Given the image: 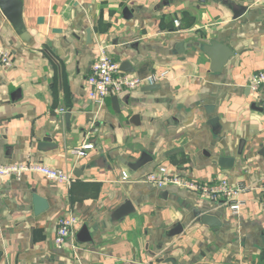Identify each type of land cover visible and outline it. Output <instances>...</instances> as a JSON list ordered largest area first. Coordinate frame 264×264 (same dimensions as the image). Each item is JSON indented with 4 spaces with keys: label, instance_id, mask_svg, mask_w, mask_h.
I'll return each mask as SVG.
<instances>
[{
    "label": "crops",
    "instance_id": "0c3cea01",
    "mask_svg": "<svg viewBox=\"0 0 264 264\" xmlns=\"http://www.w3.org/2000/svg\"><path fill=\"white\" fill-rule=\"evenodd\" d=\"M21 1L22 31L0 8L13 55L0 66V164L38 162L75 181L0 179V264H264V86L248 87L264 69V0ZM214 42L232 51L220 72L204 50ZM103 47L133 75L167 77L99 106L88 78ZM161 166L252 190L234 214L147 183ZM70 215L75 231L58 248Z\"/></svg>",
    "mask_w": 264,
    "mask_h": 264
},
{
    "label": "built area",
    "instance_id": "2783aa9c",
    "mask_svg": "<svg viewBox=\"0 0 264 264\" xmlns=\"http://www.w3.org/2000/svg\"><path fill=\"white\" fill-rule=\"evenodd\" d=\"M0 66L11 68L13 66V55L0 41ZM167 72H156L146 77H140L121 70L120 64L111 58L106 48L100 50V55L93 64L88 78L89 98L95 104L102 106L108 97L118 95L123 91H135L145 86L157 85L166 79ZM264 86V69L254 73L248 81L250 90L257 92ZM94 148L92 143L84 144L77 150L81 157ZM25 173H37L45 176L48 180L58 184L71 186L75 179L73 175L65 170L56 169L38 162L22 164H0V179L16 177L20 178ZM145 181L159 189L167 187H179L191 192L199 193L213 201H224L234 214H239L244 205L242 196L252 189L241 183L233 184L226 178H220L210 183H197L186 180L172 173L167 167L161 166L157 170L146 175ZM264 195V183L258 187ZM77 218L74 215L60 218L58 220L55 243L58 248L65 246L71 240ZM141 264H152L149 262Z\"/></svg>",
    "mask_w": 264,
    "mask_h": 264
},
{
    "label": "water",
    "instance_id": "95a60500",
    "mask_svg": "<svg viewBox=\"0 0 264 264\" xmlns=\"http://www.w3.org/2000/svg\"><path fill=\"white\" fill-rule=\"evenodd\" d=\"M0 8L5 15V17L11 22V24L18 30L22 31L24 27L23 23V4L21 0H0ZM207 55L212 60L211 71L220 72L221 69L227 64L229 57L232 55V51H230L227 47L220 45L219 43H212L210 46L204 47ZM121 70L127 73L132 72L133 70L128 68L127 63L121 66ZM154 86H151V89ZM113 103L115 105V110H119V100L117 96L113 97ZM216 123V121H214ZM213 123V124H214ZM149 157L143 155L142 158L134 165H132V169H138L143 166ZM36 201L41 202L42 200L39 197L35 198ZM44 208V207H43ZM43 210V209H42Z\"/></svg>",
    "mask_w": 264,
    "mask_h": 264
}]
</instances>
